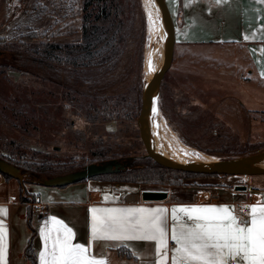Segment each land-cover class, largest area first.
<instances>
[{"label":"rangeland","instance_id":"374dc122","mask_svg":"<svg viewBox=\"0 0 264 264\" xmlns=\"http://www.w3.org/2000/svg\"><path fill=\"white\" fill-rule=\"evenodd\" d=\"M104 1L111 17L129 20L126 40L108 69L84 71L61 66L41 45L80 41L82 0H0V49L6 51L0 57V154L41 166L39 174H26V183L91 162H153L137 127L151 37L143 0ZM177 29L176 65L155 105L162 120L193 152L206 153V163L243 161L264 150V80L249 69L242 46L196 43L192 29ZM16 43L27 45L23 55L7 47ZM110 113L113 118L104 119ZM184 175L181 182L264 180V174ZM144 184L158 189L171 183Z\"/></svg>","mask_w":264,"mask_h":264},{"label":"crops","instance_id":"0c3cea01","mask_svg":"<svg viewBox=\"0 0 264 264\" xmlns=\"http://www.w3.org/2000/svg\"><path fill=\"white\" fill-rule=\"evenodd\" d=\"M177 28L192 29L196 43L240 44L245 51L249 69L264 80V0H167ZM174 17V16H173ZM178 31V29H177ZM245 37H248L245 39ZM179 41V37H178ZM36 182L23 185L13 177L0 172V222L6 228V255L0 264H31L25 247L34 231L33 243L37 264L39 254L45 250L42 229L51 227L52 218L72 229L73 243L90 246L96 259L107 264H157L160 259L155 245L149 241L91 242L92 208L145 207L172 208L194 206L228 207L242 218V206L264 204V180L236 190L233 185L204 177H194L163 189L167 196L161 200H142L144 183L105 178H86L64 186H46L39 190ZM23 187L32 200H21ZM157 189V188H152ZM107 197V199H105ZM127 244L125 249L121 245ZM50 246V245H49ZM167 264H171L173 242Z\"/></svg>","mask_w":264,"mask_h":264},{"label":"snow or ice","instance_id":"6c2138e0","mask_svg":"<svg viewBox=\"0 0 264 264\" xmlns=\"http://www.w3.org/2000/svg\"><path fill=\"white\" fill-rule=\"evenodd\" d=\"M149 70H154L151 60ZM245 208L244 218L217 206L174 207L170 216L164 208H92L91 242H153L157 264H167L169 241L174 244L171 264H264V204ZM6 213L0 208V215ZM50 223L42 229L40 264H107L92 255L90 246L74 244L72 229L62 221L52 218ZM5 255L6 228L0 222V261Z\"/></svg>","mask_w":264,"mask_h":264},{"label":"trees","instance_id":"16d2710c","mask_svg":"<svg viewBox=\"0 0 264 264\" xmlns=\"http://www.w3.org/2000/svg\"><path fill=\"white\" fill-rule=\"evenodd\" d=\"M81 6L83 15L80 41L74 43H41V45L43 46V50L53 52V58L58 60L61 66H63L64 63L65 65L72 66V68H74L73 70L105 71L118 57L123 48L127 36V22H129V20L125 18L121 19L118 15H113V17H111L112 6L107 7L104 0H82ZM116 28L119 30L117 31ZM23 45L24 44L16 43L7 47H9L11 52L23 55ZM28 47L30 46L28 45ZM31 58L33 60H38L34 55ZM113 115L114 114L110 113L107 117H104V119H112ZM115 115L117 118L118 113ZM0 156L19 166L26 174L33 173L37 175L41 172V166L32 162L23 159L17 161L11 160L2 154H0ZM73 168L74 167L69 166L67 169L59 172V174L72 171ZM46 175L48 174L46 173ZM5 176L10 177L8 175ZM183 177H185V175L182 173L155 165L153 162L149 161L140 167H126L117 172L97 174L90 178H105L141 183L169 181L171 184H178ZM27 181L35 182L36 180L28 178ZM21 200L24 202L32 200V196H30V193L24 187L21 189ZM34 236L35 234L33 231L25 247V255L30 260L31 264H37L36 251L33 243Z\"/></svg>","mask_w":264,"mask_h":264},{"label":"water","instance_id":"95a60500","mask_svg":"<svg viewBox=\"0 0 264 264\" xmlns=\"http://www.w3.org/2000/svg\"><path fill=\"white\" fill-rule=\"evenodd\" d=\"M160 11L162 13L167 32L169 34V57L165 70L154 87L149 98L144 101L142 97L141 109L137 118V127L139 132V138L145 150L146 156H148L156 165L166 167L174 171L184 173L187 175L197 176H222V175H255L264 174V150L259 151L246 160L243 161H229L222 162L220 165L212 164H181L173 163L164 160L160 157L151 144L149 139V120L155 105L165 87L170 80L177 61L178 50V31L175 24V20L171 9L167 3V0H157ZM6 54L5 50L0 49V57ZM127 166L113 165L109 162H91L79 169H75L66 173L56 174L48 177H44L41 180H36V183L48 185V186H64L67 184L75 183L86 178H90L97 174L117 172L125 169ZM0 172L10 177L16 178L20 184L23 185L26 173L23 170L0 156ZM236 190H246V184L235 183L233 185ZM167 196V191L163 189H142L140 198L142 200H161Z\"/></svg>","mask_w":264,"mask_h":264},{"label":"bare ground","instance_id":"6f19581e","mask_svg":"<svg viewBox=\"0 0 264 264\" xmlns=\"http://www.w3.org/2000/svg\"><path fill=\"white\" fill-rule=\"evenodd\" d=\"M147 28L151 33V37L147 43L144 58V101L151 95L154 87L160 80L169 57V34L160 11L157 0H143ZM167 35V43H166ZM166 49V50H165ZM165 52V53H164ZM149 60H151L154 70H149ZM157 64V65H156ZM149 80V81H148ZM156 112H152L149 120V139L155 152L166 161L181 164H212L220 165L222 163H206L203 162L206 153L193 152L192 147L183 143L176 133L166 125L162 120L161 113L154 107ZM164 116V115H163ZM264 165V162L262 163Z\"/></svg>","mask_w":264,"mask_h":264},{"label":"built area","instance_id":"2783aa9c","mask_svg":"<svg viewBox=\"0 0 264 264\" xmlns=\"http://www.w3.org/2000/svg\"><path fill=\"white\" fill-rule=\"evenodd\" d=\"M246 212H247V210H246L245 206H242V207L240 208V213H241V214H245Z\"/></svg>","mask_w":264,"mask_h":264}]
</instances>
